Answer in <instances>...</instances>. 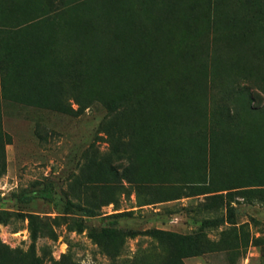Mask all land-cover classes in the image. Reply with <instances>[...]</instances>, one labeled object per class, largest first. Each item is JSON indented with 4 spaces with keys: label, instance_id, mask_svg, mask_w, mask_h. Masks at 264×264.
Listing matches in <instances>:
<instances>
[{
    "label": "rangeland",
    "instance_id": "rangeland-1",
    "mask_svg": "<svg viewBox=\"0 0 264 264\" xmlns=\"http://www.w3.org/2000/svg\"><path fill=\"white\" fill-rule=\"evenodd\" d=\"M1 211L0 264H264V0H0Z\"/></svg>",
    "mask_w": 264,
    "mask_h": 264
},
{
    "label": "trees",
    "instance_id": "trees-1",
    "mask_svg": "<svg viewBox=\"0 0 264 264\" xmlns=\"http://www.w3.org/2000/svg\"><path fill=\"white\" fill-rule=\"evenodd\" d=\"M32 195L33 196H40V197H48L50 195V193L45 190V189H39V190H35L32 191ZM5 211H1L0 212V217L2 218V216H4ZM82 214L85 215H91L90 211L86 210V209H82ZM114 221H111V223H113ZM155 233H159V234H164L166 233V231L163 230H158V229H154ZM119 233L117 228H106L105 231L103 232V235L106 236H110V235H117Z\"/></svg>",
    "mask_w": 264,
    "mask_h": 264
}]
</instances>
